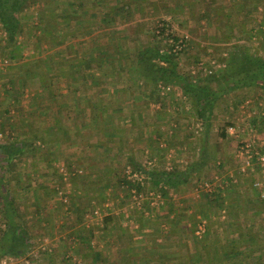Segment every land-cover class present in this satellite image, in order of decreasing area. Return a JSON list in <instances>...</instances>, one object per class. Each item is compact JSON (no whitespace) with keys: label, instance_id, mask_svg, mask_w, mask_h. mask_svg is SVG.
<instances>
[{"label":"trees","instance_id":"trees-1","mask_svg":"<svg viewBox=\"0 0 264 264\" xmlns=\"http://www.w3.org/2000/svg\"><path fill=\"white\" fill-rule=\"evenodd\" d=\"M260 4L264 8V0H255V7L249 8L247 12L252 14L254 8H258ZM137 10H140L139 7L132 4L130 0H0V29L5 32L4 37H0V56H6L10 61H17L24 51L23 48L28 45H34L35 51L39 53L45 43L56 48L64 41H72L75 33L80 35L85 32L101 30L103 34H107L110 30L114 35H117L118 25L124 19L131 22L134 12ZM258 22L262 24V16ZM158 27L161 34L169 30L167 24ZM257 28L260 30L256 35H260L263 29ZM156 30L153 31V34L158 39ZM253 34L251 33L247 38L251 40ZM171 35L174 37L175 43H166L164 49L151 44L146 47L142 46L140 49L138 48V51H132L127 55L119 48L120 52L113 53L117 57H112L113 55L106 50L107 48L98 44L95 58L91 53V62L88 54L85 55V62L80 61L82 57L76 55L71 43L65 49L66 55L62 53L64 49L61 52L58 51L62 61L59 64L57 51H55L54 54L48 56V59H43L42 63L37 60L29 61L27 64L30 66L27 71L22 69V66L18 67L17 75L10 80L0 79V98H2L0 100L7 99L6 105L13 106L12 108L15 110L12 115L9 107L2 109L0 107V132L4 136V139L0 141V257L5 255L23 257L24 263L29 249L34 246L37 240V237H32L29 220L27 221L25 215L17 214L18 209L16 210L14 206V187L23 180L21 170L28 165L30 172L35 171L41 174L36 183L37 186L33 188L37 193L36 190L39 187H44L45 182H49L51 179L48 167H52L57 161L64 159L62 164L71 171L70 181L76 183L77 177L80 175L78 170L80 165L76 164H82L78 158L79 154L75 153L76 149L80 152L101 149L104 169L102 167V176L100 177L105 185L104 189L94 198L97 203L105 198L104 192L107 188H111L114 197L119 191L125 194L118 208L126 206L129 197H134L133 190H136L137 194L146 195L149 191H153L154 194L161 195V201L157 207L151 204V199L144 197L141 209L136 210L139 216L134 221H138L137 232L144 237L147 244L144 249L138 246L125 249L122 247L132 237L127 232L130 224L123 225V222L125 219L133 218V213L126 212V216L129 217L111 213L103 218L101 236L105 237L101 238L106 239L107 242L114 241L118 255L126 254V256L132 257L130 259L127 256L128 260H125L124 263L116 264H226L224 261L235 255L234 250L239 245L237 247L228 245L227 237L224 238L226 242L223 241V244L218 245L219 242L216 243V238L213 236L215 233H213L210 224L205 236L211 239L212 234L214 238H212V244H214L212 246L210 243L207 245V241L204 242L205 238L203 240L196 238L198 236L193 229L197 221L195 217H189V227L185 229L183 226L186 225L184 224L185 213L181 209L182 207H176L171 193L174 192L177 195L184 193L182 187L196 179L197 171L202 169H206L207 172L203 177L197 178V181L201 183H204L208 176L215 173V177L220 175L224 161L218 163V156L209 152L208 140L213 132L214 111L224 100L223 117H219L224 123L213 135L216 134V137L222 139L231 137L229 128L237 127L238 124L235 121L224 119L228 118L227 114H229L228 105L231 103L229 97L233 96L234 105L238 108V103L246 100L245 91L252 90V93L258 98L264 96V55L257 51L252 52L247 42L237 43L229 49L228 57H222L221 61L226 66L215 71L216 73L207 75L201 81L197 77L192 78L191 75L179 70L178 58L182 51L187 50V39L183 37L186 44L181 51H174L175 45L181 37L173 33ZM94 61L95 65H93ZM122 61L125 62L121 64ZM83 62L84 65H75L76 63L83 64ZM200 62L202 61L199 60L196 64L199 65ZM202 63L207 65L205 62ZM105 65H111V69L105 68ZM118 65L131 66L129 69L123 67L120 69ZM58 70H61L62 73L57 76ZM124 72L128 75L129 85L127 86L121 85ZM12 73L14 74L13 71L10 74ZM109 77H115L118 81L117 84L103 86L102 83ZM139 82H141V88ZM93 83L97 84L96 92H93ZM134 85H137L136 88H140L143 94H147L145 95L147 96L146 102L151 99L157 101L159 100L157 97L162 95L163 98L160 101L167 108L172 107L171 97L161 93L163 88H171L173 93L181 90L190 99L192 110L205 129V135L202 137L198 150L199 157L189 163L185 169L179 168L178 165L172 166L171 169L148 167L141 160L140 153L135 151V148L129 146L130 144L122 145L126 131L136 135L135 130H139L140 123L137 122L141 119L134 106L138 105V99L142 98L133 94L131 95V97L133 96L132 101H124L123 97L117 99L109 90L114 86L113 91L116 93L130 92L135 91ZM246 101L248 103L249 100ZM254 103L257 102L251 100L249 103L248 110L251 114L249 122L259 128L258 135L259 132L261 135L264 133L262 131L264 130L262 124L264 117L257 114ZM144 107L148 108V104ZM162 117L161 115L158 118L162 119ZM145 125L147 123L144 124L146 138L151 140L154 137V132L157 131L156 125L154 124L152 127ZM142 130L143 128L140 130L141 134H143ZM236 134L243 136L240 130H237ZM157 137H161L160 134L159 136L155 135V138ZM93 139L96 141L93 142ZM135 143L137 142L135 141ZM240 146H242V142L239 140L237 149ZM126 147L129 149L127 154L123 155V150ZM69 148L74 152L65 153ZM41 151H44V159L39 157ZM60 154H63L64 158H59ZM40 160L44 161V167L33 165L39 163ZM123 160H125L126 166L131 167L133 173L138 172L145 178L143 182L128 177V174L122 169ZM239 173L242 176L246 175V172H242L240 169ZM59 179L64 180L61 174ZM255 182L253 185L250 183V186L245 190L251 189L250 192L252 191L256 199L253 205L264 211L262 195L264 187L255 186ZM231 188L229 186L227 190L229 191ZM222 192L223 189L219 185L212 193H203L204 196L198 205L206 218L219 214L221 206L227 200V198L221 197ZM39 197L38 194L35 201H38ZM185 200L184 198L183 202ZM191 202V200L186 201L188 204H192ZM205 204L208 207H205ZM36 205L39 207L40 204L36 203ZM238 206L240 212L235 211L236 213L231 214L233 211L229 210L225 222L229 228L234 227L235 232L238 233L237 244L246 242L249 245L241 248L240 252L244 253H241V259L236 260L235 264H247L244 263L247 260L248 264H264V225L247 229L240 226L236 219L240 218L244 221L241 223L247 226L248 215L243 213L244 204ZM72 208L70 212L77 211L78 221L76 224L79 225V228L75 232H70V236L75 235L74 248L65 242V260L70 261L71 255L73 254L74 257L79 252L77 249L81 248L83 251L87 250L86 258H91L87 260L88 264H93L91 262L93 260L94 264H107L106 259L102 258L103 250L98 247V244L93 245L97 231L93 226H87L84 223L90 209L82 205L77 206V204ZM153 208L157 209L154 217L152 215ZM185 209L187 212L188 208L185 207ZM163 223L171 225L165 228L162 226ZM254 225L256 227V224ZM227 226L225 229L228 228ZM175 237H178L179 246L182 249L168 255V248H165L163 244ZM192 242L194 243L192 244ZM52 250V248L46 247L40 250L39 255L52 253ZM67 253L71 255H67ZM142 259L144 260L142 261Z\"/></svg>","mask_w":264,"mask_h":264},{"label":"rangeland","instance_id":"rangeland-1","mask_svg":"<svg viewBox=\"0 0 264 264\" xmlns=\"http://www.w3.org/2000/svg\"><path fill=\"white\" fill-rule=\"evenodd\" d=\"M234 3V7L228 6L226 7L225 14L217 13L216 7L213 5L217 4V0H141L140 3H144L142 6H140V9L143 10L141 13L134 12V16L132 17V21L125 24H122L123 29L130 30V33L132 35L131 42H132V49H130V53L132 51L136 50V46H142L148 43V40L152 42L154 45H158L161 49L165 48V42L160 38H155L153 31H155L158 26H163V24H167L169 30L175 34L178 35L181 38L187 39V50L182 51V53L179 55L178 61H179V70L187 75H191L192 78H200L199 80H203L206 78L207 75L204 72L200 73L195 71L198 67L196 64L199 60L202 62L207 63V65H214L215 70L213 73H216L219 68L216 67L218 65H224L222 63V57H228V53L230 52V48L237 45V43H242V40L244 42H247L249 44V47L251 48V51H257L261 55H264V22L259 23L258 19L259 16H262V21L264 19V8L262 4L260 6L258 5V8H254L252 11V14H249L247 11L249 8H252L255 5V0H231ZM262 1V0H261ZM245 4V5H244ZM210 7L206 10V7ZM204 7V9H203ZM255 7V6H254ZM151 8V9H150ZM242 8V9H241ZM238 9H241V11H238ZM138 11V10H137ZM204 11V12H203ZM262 13V14H261ZM208 17V18H207ZM246 18L252 19L251 21H246ZM205 19V23H203L201 20ZM130 26H132L130 28ZM237 27V28H236ZM263 29V31L260 33V35H256L259 33V28ZM240 28L241 33H243V37H241L240 31H238ZM252 29V30H251ZM142 30V31H141ZM148 30V34L150 38H138L135 37V33H145ZM252 31V32H251ZM251 33H254L251 40H249L247 37L250 36ZM1 34V32H0ZM141 34V33H140ZM144 35V34H143ZM238 36H240L238 38ZM246 36V37H245ZM1 37V36H0ZM23 37V36H22ZM190 39V40H189ZM242 39V40H241ZM245 39V40H244ZM48 45V43H45ZM186 44V43H185ZM32 48H34V45H30ZM44 47H46L44 45ZM49 50L51 53H55L56 48H52L48 45ZM135 49V50H134ZM38 52L35 53V55L30 58L27 57V60H37L42 63V58L40 55H37ZM212 56L211 58L209 56ZM0 58L6 59V56H0ZM8 59V58H7ZM197 59H199L197 61ZM9 60V59H8ZM200 62L199 65L202 63ZM9 67H11V63L9 60ZM14 67V65H13ZM212 73V74H213ZM126 77V74L124 75ZM131 82V81H130ZM140 88H141V82H139ZM138 85V86H139ZM137 85H134L133 89H135ZM113 87H111L109 91H111V94L117 97V99L122 97L124 98V101H132L131 95L135 94L136 96H141L142 99H138L139 101L137 104H135V110H139L141 112H146L145 117L140 116V121L137 123H140L139 130H135L136 135L132 132L126 131L125 133V140H123L122 145L124 144H130L129 146H132L135 148V151L140 153V158L143 162H149L152 164V166L161 167V168H167L178 165L179 168L185 169L186 166L191 163V161L197 157H199L198 150L200 147V143L202 141V137L205 135V129L203 126H201L200 122L197 120V117L194 114V111L191 107L190 99L181 92V90L172 92L171 88L169 89H162V94L165 96L171 97V105L172 107L167 108L166 106H163L162 101V95L161 97L158 96L157 99L159 100H150L149 102H146L147 94H143V92L140 90V88H136L135 91L130 92H119L116 93L113 91ZM170 91V93H169ZM168 92V93H167ZM244 93L247 94L246 100H249V103L251 100L257 102L255 104V111L258 113L260 110V113L264 112V96L262 98H258L254 93H252V90L245 91ZM109 100V98H106ZM238 100V98H236ZM241 99V98H240ZM233 96L230 95L229 97V105H228V111L229 114H227L228 118H224L227 121H235L237 123L238 130L244 129L243 136H235L238 134H235L234 137H229L227 139H222L219 137H216V134L213 135V133L217 132L219 126L223 125V120L219 117H223L222 108L225 107L224 100H222L218 107L215 109L213 114V132L209 136V146L210 150L209 152L212 155L218 156L219 161L225 160L228 164L227 166H230L233 162L231 160L232 153L237 149L238 141H242L243 139H249L251 138V133L247 130L250 117V111L249 109V103L245 100L244 102H239V107L236 108L233 101ZM236 100V101H237ZM106 101V100H105ZM235 101V102H236ZM148 108L144 107L147 106ZM233 111V112H231ZM154 114L155 116L152 118L151 114ZM163 116L162 119L158 118ZM158 119V120H157ZM147 123L149 127L156 125L155 128L157 131L154 132L153 138L150 140L149 138H146L145 132H144V124ZM263 127H264V123ZM262 126V125H261ZM263 129V127H261ZM143 128L141 134L140 130ZM258 130L259 128L256 127ZM100 129V128H99ZM261 129V130H262ZM264 131V130H262ZM159 132V133H158ZM161 136L155 138L156 136ZM4 139V137H3ZM127 140V141H126ZM96 139H93V142H95ZM135 141L137 143H135ZM128 142V143H127ZM189 143H191L189 145ZM188 144V145H186ZM184 145L186 149H184ZM129 147H126L125 150H123V155H126ZM183 149V150H181ZM101 149L98 151H90V150H80L76 149L75 153L79 154V159L82 164H76L80 165L78 168L80 175H78V181L76 183H72L70 181L71 171L68 167L62 164L64 159H60V161H57L52 167H48V173L50 174V181L45 182V187L50 192L52 190L57 193L58 196V202L53 201L52 204H54V208L56 209L55 215H58L64 219L67 223L64 225L61 229V232L65 235L69 233V229L72 227H75L73 225L76 223L77 220V211L67 213V211L73 209L72 207H75V204L77 206H84L88 207L90 209V212H88L86 219L84 223L87 226H93L95 228V231L97 236L95 237V240L93 241V244L95 245L99 242V244L102 246L101 248L103 250V256L108 255V253L114 252V248L105 243V241H100L103 227V218L111 213H117L119 211L118 207L122 200L124 199V193L119 191L116 192L117 194H112L111 188L105 189V198L100 202L97 203L94 198L97 196V193L99 194L102 189H104L105 182H102L103 179L100 177L102 176V167H103V157H101ZM158 150V153H157ZM73 149H68L65 151V153H71ZM42 152V151H41ZM39 153V157L44 159V151L42 153ZM74 152V151H73ZM61 156V157H60ZM59 158H64L63 154L59 155ZM217 159V160H218ZM21 170V174L23 173V177L25 175L29 174H35L36 178L34 180V185L30 184L28 182V179L26 180L23 178L22 182L20 181L19 184H16L14 187V190H22L25 186L27 190H30L28 187H36L37 181L39 180V177H37V172H30L31 170L28 169V165L24 166ZM151 167V166H150ZM130 168L129 165L126 166L125 160L122 162V169L125 171ZM104 169V167H103ZM171 169V168H170ZM77 170V171H78ZM207 172L206 169H202L200 171H197V174L195 175L196 179H193L188 184L184 185L182 189L184 190V193H178L174 196V201L176 204V207H182L184 214V224L183 225L185 229H188L189 227V217H195L197 219L196 224L199 223V216L203 215L202 210L199 208V201L204 196V192L197 191V187L200 185L201 182L197 181V178L203 177V175ZM44 174V173H43ZM62 175L64 180L59 179V175ZM216 174V173H215ZM214 175L208 176L206 181L214 178ZM221 178V175H218ZM45 178V177H44ZM46 179V178H45ZM47 181V179H46ZM93 187V188H91ZM248 188V186L246 185ZM245 187V188H246ZM149 189V187H147ZM147 189V190H148ZM21 192V191H20ZM133 192V191H132ZM119 193V194H118ZM118 195V197H116ZM150 199L149 197H147ZM186 199L185 202H183V199ZM52 200H55V197H53ZM51 200V201H52ZM191 200L192 204L186 203V201ZM239 204L244 203L242 199H239ZM50 201V203H51ZM151 204H154V200H150ZM165 202V201H164ZM255 203V202H254ZM95 205V208H94ZM126 207L131 208L136 207L135 199L134 197H129V199L126 201ZM164 205V203H163ZM166 205V203H165ZM208 205V204H207ZM252 205V202H251ZM246 207L249 206V204L245 205ZM254 206V205H253ZM157 207V206H155ZM185 207L188 208V211L186 212ZM205 207L206 206L205 204ZM88 209V210H89ZM154 212L152 213L153 217L156 216V208H153ZM74 213V214H72ZM134 213V212H133ZM187 213V214H186ZM150 214V213H149ZM136 215V213H135ZM196 215V216H195ZM225 215V218L227 216V213L220 215V218L216 215H212L211 217L207 218L208 223L212 226L213 229V236L217 237V233L215 231L216 225L218 221H222L225 219L222 217ZM204 217V215H203ZM261 222H263L262 225H264V211L261 214ZM44 221V219H43ZM41 222V219H39V222L36 221L33 223L35 224V230L34 233H40L39 230V224ZM183 224V223H182ZM202 225V224H201ZM200 226V225H197ZM56 227V224H55ZM196 225L193 226L194 231L196 232V235L199 236L198 239L202 238V235L204 234L201 232L200 234L197 233L198 228H195ZM208 228V226H207ZM75 230V229H74ZM206 232V227H205ZM42 238H37L34 246L29 249V253L34 250L35 246L40 245L42 242V245L45 247L48 246V244L51 242L52 236L45 231L42 233ZM54 236V235H53ZM135 236L137 238V243L140 245L144 244V237L138 235L135 233ZM201 236V237H200ZM212 234L210 237H212ZM34 237V235H32ZM197 238V237H196ZM214 239V238H213ZM178 237L172 238L171 241L164 242L165 248H168V255H170L173 252H178V249H182L179 246ZM197 241V239H194ZM194 243V242H193ZM192 243V244H193ZM245 243L239 242V249L241 250L242 247H244ZM87 251V250H86ZM28 253V254H29ZM106 256V257H108ZM41 254L39 255V259H41ZM170 258V257H168Z\"/></svg>","mask_w":264,"mask_h":264},{"label":"crops","instance_id":"crops-1","mask_svg":"<svg viewBox=\"0 0 264 264\" xmlns=\"http://www.w3.org/2000/svg\"><path fill=\"white\" fill-rule=\"evenodd\" d=\"M140 1L141 0H130V2L132 4H134L135 6L139 7V9H140V6H142L144 4V3H140ZM243 3H245L244 0H243ZM231 5L234 7V3L231 0H217V4L213 5V6L216 7V11L219 14V13H222V12L226 11V7L231 6ZM144 6H145V4H144ZM208 8H210V7L207 6L206 10ZM203 9H204V7H203ZM241 9H238V11L242 12ZM140 11L142 12L143 10L140 9V10L137 11V13H141ZM224 15H226L225 12H224L223 16ZM259 17L261 18V16H259ZM251 20L252 19L246 18V21H251ZM124 21H125V23H123ZM124 21L121 22L118 25L119 29L116 30V31H119L118 32L119 34L117 33V35H114L113 31L111 32L110 30H108L107 34H103V31L101 32V30H98V31L94 30L93 32H90V33H86V32L84 33L83 32L84 34H80V35H77L75 33L73 35L72 41H66V42L64 41L63 43H60L56 47L58 64L61 61L60 60L61 54L59 52H61L64 49L62 51V53L66 55L65 49L71 43L74 46L73 49H74L76 55L79 56V57H82V60H80V61H84V62L86 60L85 55H87V54L89 55L88 58L90 59V62L92 61L91 53L93 54V58H95V55H96L95 51L97 50V45L98 44H100V45L104 46L105 48H107L106 50H108L112 55H113V53H116V51L120 52V50L125 51V54L128 55V53H130V49H132V47H133L132 46V42H131L132 41L131 40L132 35L130 33V30H127V29L124 30L123 29L122 24L126 25L127 23H129V22H127L126 19H124ZM201 21L203 23H205V19L201 20ZM263 22H264V19H263ZM238 29H239L238 31H240L239 35L241 37H243L244 35H243V33H241L240 28H238ZM141 31H140L141 34L138 33V32L135 33V37H138V38H144L145 37V38H148V39L150 38L148 32L142 33ZM0 32H1L0 36L4 37L5 32H3L1 29H0ZM240 36H238V37H240ZM242 42H244V41H242ZM151 44L154 45L152 42H150V40H148V43L145 44V45H142V46L146 47V46H150ZM44 45L46 47H44ZM44 45L41 47L40 52L37 53V55H40V57L42 58V61H43V59H48V56L50 54H52L51 51L48 48V45L47 44H44ZM142 46H140V47H142ZM121 47H122V49H121ZM140 47L136 46V50L135 49L134 50L138 51L140 49ZM119 48H120V50H119ZM23 49H24V51L22 52L19 60L10 61L12 69L9 66H1V64H0V79H2L3 81L10 80L13 76L17 75V72H16L17 70L16 69L18 67H20V66H22V69H25V71H27L28 67L30 66L27 63L29 61H34V60H31V59L27 60V57L29 56L30 58H32L35 55L36 51H35V48H32L29 45L24 47ZM112 57H117V56L113 55ZM75 62H77V61H75ZM84 62H83V64L82 63H79V64L76 63L75 65H78V66L84 65ZM123 62H125V61H122L121 64ZM126 64H127V62H126ZM13 65H14V67H13ZM93 65H95V61L93 62ZM118 66H120V69L122 67L125 68V69H129L130 68L129 66H131V65H118ZM225 66L226 65H222L220 68H224ZM105 68H107V69L110 68L111 69V65H105ZM19 69H21V68H19ZM12 71L14 72V74L13 73L10 74ZM60 71L61 70L57 71V76L62 73ZM125 74H126V72H124V75ZM122 77H123V80L121 81L122 82L121 85L122 86L129 85V81H128V78H127L128 75H126V77H124V76H122ZM198 79H200V78H198ZM117 82L118 81L116 80L115 77H109V78L105 79V81L102 83V85L105 86V87H108L109 85L111 86L112 84L116 85ZM92 86H93V92H96V88L95 87L97 86V84L93 83ZM0 95H1V89H0ZM0 99H2V98H0ZM0 102H1L0 103L1 109L4 108V107L5 108L9 107V110L11 111V114L14 115V111L15 110L12 108L13 106H7L6 105L7 99L0 100ZM137 113L141 117H145L146 116V112H141V111L137 110ZM263 113L264 112L260 113L259 115H263ZM151 115H152V118L155 116L154 114H151ZM231 135L234 137L235 134H231ZM235 136L242 137V135H235ZM160 139H161V137H160ZM257 141H258V147L261 148L262 147L261 144L264 142V133H262L260 135V132H259V135L257 136ZM190 144L191 143H189V145ZM186 145H188V144H186ZM184 149H186L185 145H184ZM181 150H183V149H181ZM236 150L232 153L233 155L231 157V160H233V162H232V164L230 166H227L228 163L224 159L221 160V161H224V165H223L222 171L220 173L221 178L219 179V182L217 183V185H220V187L223 189L221 197L227 198V200H226L225 204L223 206H221V208H220V210L218 212L219 214L217 216H218V218H220V215H222V214L227 213V215H228L229 210L233 211L231 214H233L235 211H239L240 212V210L238 208L239 207L238 205H240L239 204V201H240L239 199H242L244 201V203H243L244 205L249 204L248 207L244 206V208H243V213H246V215H248V218H247L248 222L246 223L247 226H244V224L241 223V222H244V221L240 220V218H237L236 222H238V224L240 223L239 225L245 227L246 229L250 228V227H253V226H254V228H257L259 225L263 224V222H260V220H261L260 216H261L263 211L261 209L255 207V206H253V204L256 201V199H255L252 191L250 192L251 189L247 191V190H245V187H246V185L250 186V183L253 185V182H255V181H260L261 182V186L264 187V168H262L257 162H255L253 167L250 169V171L248 173H246V175L242 176V174L239 173V166H240L241 162L236 156ZM193 160H195V159H193ZM145 163H146V166H148V167L152 166V164H150L149 162H144V164ZM218 163H221V162L219 161ZM33 165L34 166L40 165L42 167L45 166L43 160H40L39 163H34ZM39 174H37V177L40 176ZM35 176H36L35 174H31V175H29V174L27 175L26 174L25 177H23V178H25L26 180L28 179V182H30V184L34 185V180L36 178ZM212 179L213 178L209 179L208 181H210ZM229 186H231L232 188L228 191L227 188ZM27 188H30V190H27L26 186L22 190H20L21 192L19 190H14L15 192L13 194H14V197H15V202L14 201L13 202H14V206H15L16 210L18 209L16 212H17V214L25 215L27 221L29 220L30 231L32 232L34 237H37V238L41 237L42 238V236H43L42 233L47 231L50 234V236H52L51 242L48 244L47 248L49 247V249L50 248L53 249L52 253H48V254H43L42 253L41 259H39L38 261H34L31 264H88L87 260H90L91 258L90 257L86 258L88 252H86V250H84V251L81 250V248L77 249V250H79V252H78L79 254L75 253L76 255H74V257L72 256L73 254L71 255V254L67 253V255H71V257H70L71 259H70V261H66L65 260V255H64L65 254V252H64L65 242H68V245L74 248L73 239H75V235L70 236V232H75L76 230H78L79 225L74 223L73 225H75V227L70 228L68 230L69 233L67 235H65V234H63L61 232L60 228H63L64 225L67 222L64 221V219L62 217H60L58 215H55V213L53 214V212H56V209L54 208V204H52V203H53V201L58 202L57 193L54 192L53 190H52V192H50L48 189H46L45 186L44 187H39V189L37 188L38 189V190H36V191H38L37 193H35V191L33 190V188H35V187H28V185H27ZM38 194L40 196L39 197L40 199H38V201L37 200L35 201V199L38 196ZM175 195H176V193H174V192L171 193V196L173 198H174ZM53 197H55V200H52ZM50 201H51V203H50ZM251 202H252V205H251ZM36 203L40 204L39 207H37L38 205H36ZM38 208L40 209L39 211H38ZM135 208L136 207H133V206L131 208L123 206V208H118L119 211L117 213H114L117 216H122L123 215V217H125L126 216V212H128L129 214L134 212L133 213V218H131L129 220L125 219V221L123 222V225H128V223L130 224V226L128 227V231L127 232H128V234L132 235V237L128 240V242L123 244V246H122L123 249L134 247V246H138L139 248L144 249L147 246L145 240H144V244L143 245H140V244L137 243L138 240H137V238L135 236V233L140 235L137 232L139 223H138V221H134V220L135 219L137 220L138 216H139V214H138V212L136 210L141 209V208H136V209ZM67 213H71L70 210L67 211ZM111 213H113V212L111 211ZM111 213L109 212V214H111ZM135 213H136V215H135ZM72 214H74V213H72ZM126 217H129V216H126ZM222 217L225 218V215H223ZM199 218H200V220H199L200 224L197 223L195 228L199 227L197 225L204 224V225H206V230H207V226L209 225V224H207L208 223V219L205 216L203 217V215H200ZM39 219H41V222L38 223L39 226H40L39 227L40 233L38 234L36 232L34 233L35 224L33 225L32 222H34V223L36 221L39 222ZM43 219H44V221H43ZM236 222H235V224H237ZM55 224H56V227H55ZM254 224H256V227H255ZM170 225L171 224H166V223L162 224V226L165 227V228H168ZM226 226L227 225H226L225 219H223L222 221H218V223L216 225V228H215V231L217 233V237H215L216 238V243L219 242L218 245L220 243L223 244V241L226 242V240L224 238L227 237V240H228L227 244L228 245L229 244L235 245V247H237L238 246L237 242H238V239H239L238 238V233L235 232L234 227L233 228H229L227 226L228 228L225 229ZM206 232H204V234L202 235V238H200V239L203 240L205 238L204 242L207 241L208 242V243L206 242L207 245H209V243H210L211 246L214 245V244H212L213 243L212 238L211 239L209 237L206 238V236H205ZM195 234H196V232H195ZM101 235H102V233H101ZM203 236H205V237H203ZM101 237H105V236H101ZM197 238H199V236ZM100 241L101 242L105 241V243L109 244L111 246V248L113 247L115 249L114 252L111 251V253H108L109 256L108 255H104V256L102 255V258L104 260L106 259L107 264H113V263L116 264L118 262L124 263L125 260H128L127 256H129L130 259L132 258L130 255L126 256V254L125 255L124 254L118 255L117 248L115 246L116 243L114 241L110 240V241L107 242L106 239L103 240L102 238L100 239ZM243 243H245L244 244V248L249 245V243H246V242H243ZM97 244H98V247L101 250H104V249L101 248L102 246L99 244V242ZM93 245H95V243ZM238 247L235 248L236 250H234V254L235 255H233V257L229 258L228 260L224 261L226 264H235L236 260H240L241 259L240 255H241V253H244V252H240V249ZM106 256H108V257H106ZM17 258H18V260H17L16 264H24L23 261H22L23 257H17ZM222 258H223V255H222ZM247 259H250V258H247ZM143 260L144 259H142V261ZM218 261H220V259H218ZM91 262L93 264L95 263L94 260L91 261ZM220 263H221V261H220ZM244 263L248 264L249 261L248 260L246 262L244 261Z\"/></svg>","mask_w":264,"mask_h":264},{"label":"built area","instance_id":"built-area-1","mask_svg":"<svg viewBox=\"0 0 264 264\" xmlns=\"http://www.w3.org/2000/svg\"><path fill=\"white\" fill-rule=\"evenodd\" d=\"M161 26V25H160ZM156 33L158 34V37L162 39L165 43H175L174 37L171 35L172 32L170 30H166L164 34H161L160 28L156 30ZM184 38H181L175 45L174 51H181L185 47V42L183 41ZM1 66H8L9 60L6 59H0ZM222 65H218L216 67L220 68ZM214 65H204L201 63L198 65L197 69L195 71L197 72H204L206 74H212L214 72ZM169 89V88H168ZM249 103V101H248ZM264 117V113H263ZM238 130V127H230L229 132L231 134H236ZM247 130L251 133V138L249 139H243L242 146H240L237 149V158L240 160L241 164L239 166L240 171L248 173L250 169L253 167L254 163L257 162L262 168H264V142L261 144V148L258 147V129L249 124L247 127ZM241 133H244V129L240 130ZM3 134L0 132V141L3 140ZM151 164V163H150ZM172 168L168 167V169ZM129 178L139 180L141 182L144 181L145 178L141 176L138 172L133 173L131 167L128 168L126 171ZM220 177L216 176L213 180L205 181L204 183H200V185L197 187V191L204 192V193H212L214 190H216L217 183L219 182ZM255 186L260 187L261 182L256 181ZM134 193V199L136 207L141 208L142 207V201L144 197H149L151 200H154V205L158 206L161 201V195L160 194H154L153 191H149L146 195L145 194H137L136 190L133 191ZM264 197V191L262 193ZM206 225L202 224L199 226L197 233L200 234L201 232H205ZM43 243V242H42ZM42 243L38 246L34 247V250L31 251L27 257L24 258V264H31L34 261L39 260V253L40 250L46 248V244L43 246ZM18 258L13 255H5L0 257V264H16Z\"/></svg>","mask_w":264,"mask_h":264}]
</instances>
